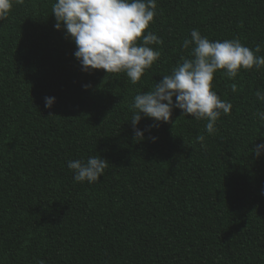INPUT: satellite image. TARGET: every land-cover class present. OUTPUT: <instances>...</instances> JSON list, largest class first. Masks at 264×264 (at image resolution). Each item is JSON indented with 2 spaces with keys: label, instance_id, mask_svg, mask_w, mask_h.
I'll use <instances>...</instances> for the list:
<instances>
[{
  "label": "trees",
  "instance_id": "1",
  "mask_svg": "<svg viewBox=\"0 0 264 264\" xmlns=\"http://www.w3.org/2000/svg\"><path fill=\"white\" fill-rule=\"evenodd\" d=\"M54 3L13 0L0 20V264H264V155L252 152L264 68L214 74L233 106L214 134L178 109L145 132L155 142L135 141L130 123L134 96L191 58V30L264 56V0H157L142 36L162 38L161 56L136 84L83 72ZM93 155L109 163L103 176L76 182L68 161Z\"/></svg>",
  "mask_w": 264,
  "mask_h": 264
},
{
  "label": "clouds",
  "instance_id": "2",
  "mask_svg": "<svg viewBox=\"0 0 264 264\" xmlns=\"http://www.w3.org/2000/svg\"><path fill=\"white\" fill-rule=\"evenodd\" d=\"M12 6L13 0H0V20L8 17ZM156 15L157 0H55L52 5L54 29L63 30L75 44L74 57L83 72L124 73L133 84L160 59L161 53L153 45H162V38L152 32L142 36ZM181 47H191V58L182 56V63H178L171 74L162 76L158 83L153 82L151 90L133 98L130 123L135 141L151 139L155 142L157 137H146L145 132L160 123H169L174 109L180 110L181 116L206 120V132L214 134L218 119L229 115L233 107L212 90L214 74L223 70L227 78L234 79L241 69L259 71L264 68V56L257 55L261 46L258 44L251 49L239 38L210 41L198 29H193L190 39H184ZM255 96L264 101V91L257 90ZM54 102V97H46L45 108L50 109ZM254 115L264 122V111ZM142 119H150L153 124L141 129L137 126ZM204 139L203 134L196 136L198 143ZM252 152L257 158L264 155V143L256 144ZM108 166L99 155L70 160L67 164L76 182L89 184L99 182Z\"/></svg>",
  "mask_w": 264,
  "mask_h": 264
}]
</instances>
